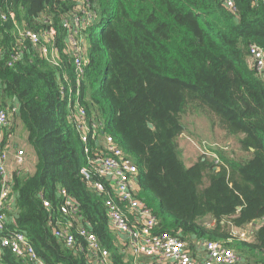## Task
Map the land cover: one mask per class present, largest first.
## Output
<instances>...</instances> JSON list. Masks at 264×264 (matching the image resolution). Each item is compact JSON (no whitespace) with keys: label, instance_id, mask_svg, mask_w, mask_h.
I'll use <instances>...</instances> for the list:
<instances>
[{"label":"trees","instance_id":"obj_1","mask_svg":"<svg viewBox=\"0 0 264 264\" xmlns=\"http://www.w3.org/2000/svg\"><path fill=\"white\" fill-rule=\"evenodd\" d=\"M77 1L91 16L83 30L80 106L136 166L138 197L156 217V232L226 242L232 228L264 218V83L247 59L250 45L264 51L263 0H234L235 14L222 0H0V101L15 104L12 118L33 155L32 170L13 175L17 213L6 230L22 232L46 264H86L49 224L50 216L60 218L63 189L113 264H122L103 198L80 174L85 146L68 123L60 91L61 85L65 94L76 89L62 19L77 11ZM8 12L15 19L1 20ZM50 27L58 67L26 38L21 58L7 66L20 50L19 31L42 34ZM199 113L235 140L240 155L216 147L210 151L218 165L206 154L184 164L182 118ZM6 141L3 131L0 153ZM208 218L211 225L204 223ZM228 246L248 262L264 264V221L252 241ZM0 264L25 263L5 250Z\"/></svg>","mask_w":264,"mask_h":264},{"label":"built area","instance_id":"obj_2","mask_svg":"<svg viewBox=\"0 0 264 264\" xmlns=\"http://www.w3.org/2000/svg\"><path fill=\"white\" fill-rule=\"evenodd\" d=\"M222 2L231 14L236 13L234 0ZM77 3V11L62 19L65 53L71 60L76 76V89H70L68 94H65L64 86L61 85L60 91L67 101L68 123L75 129L85 146V165L80 174L90 190L103 198L108 228L122 256V264H254L230 248L228 243L249 242L264 218L248 223L242 229L232 228L231 238L226 242L182 239L156 232V217L138 197L136 166L111 136L100 131V124L89 123L84 108L80 106L78 87L84 66L83 30L90 22L91 16L81 2ZM6 17L12 21L15 19V16L8 12L1 20H6ZM25 38L51 65L59 66L60 52L55 43V30L51 27L42 34L19 31L17 43L20 50L10 55L7 66L21 58L25 49ZM247 51L249 65L264 83V51L256 45L248 46ZM1 53L0 48V56ZM11 126L12 112L0 101V133L4 131L7 136L6 144L0 153V259L7 250L25 264H46L38 257L22 232L16 229L6 230L7 223L11 220L8 214L14 216L17 213L14 206L13 175H21L23 171L28 170L25 151L15 148L12 144L14 136ZM207 156H210L216 165L219 164L214 153ZM94 177L98 180H94ZM58 195L61 198L58 208L60 218L50 216L49 220L53 236L74 254H81L86 264H113L108 249L90 231L88 223L82 222L79 208L73 199L63 189L58 190ZM42 205L46 210L51 209L50 203L43 198ZM248 227L253 230H246Z\"/></svg>","mask_w":264,"mask_h":264},{"label":"rangeland","instance_id":"obj_3","mask_svg":"<svg viewBox=\"0 0 264 264\" xmlns=\"http://www.w3.org/2000/svg\"><path fill=\"white\" fill-rule=\"evenodd\" d=\"M13 105L15 104H8L7 106L13 107ZM182 123L184 125V131L178 139V145L181 158L187 167L193 165L203 155L211 154L212 152L210 150L213 151L216 149V147H221L220 149L227 152H231V150H234L237 156L240 155V151L238 150L235 140L233 138L226 137L224 132L217 127V124L215 122H213L212 127V122L210 120H207L205 116L201 115L200 113L197 115L184 116L182 118ZM11 127L13 128L12 133L14 136L12 144L17 149L22 146L21 148L26 153L28 162L27 165L30 170H32L33 155L31 149L28 145H23V136L25 135V131L22 127H20L19 121H16V119L12 120ZM207 155L206 157L211 158ZM8 215L12 216L11 213ZM204 223H207L209 225L212 224L209 218L206 219ZM246 230L251 231L253 230V228L248 227ZM250 240L252 241V238Z\"/></svg>","mask_w":264,"mask_h":264},{"label":"crops","instance_id":"obj_4","mask_svg":"<svg viewBox=\"0 0 264 264\" xmlns=\"http://www.w3.org/2000/svg\"><path fill=\"white\" fill-rule=\"evenodd\" d=\"M10 107V106H9ZM12 109V110H11ZM10 110H11V112H12V115H13V113H14V115H16V113H17V108L15 107V106H13V107H10ZM20 127H21V125H20ZM21 130H22V128H21ZM23 138H24V143H23V145L25 144L26 146L28 145L27 144V142H26V133H25V135L23 136ZM29 146V145H28ZM22 146H20V148H21Z\"/></svg>","mask_w":264,"mask_h":264},{"label":"water","instance_id":"obj_5","mask_svg":"<svg viewBox=\"0 0 264 264\" xmlns=\"http://www.w3.org/2000/svg\"><path fill=\"white\" fill-rule=\"evenodd\" d=\"M147 126H148V128H149V129H153V126H152V124L148 123V124H147ZM236 209H237V211H239V210H240V208H239V207H238V208H236Z\"/></svg>","mask_w":264,"mask_h":264},{"label":"clouds","instance_id":"obj_6","mask_svg":"<svg viewBox=\"0 0 264 264\" xmlns=\"http://www.w3.org/2000/svg\"><path fill=\"white\" fill-rule=\"evenodd\" d=\"M25 155H26V153H25ZM28 166V165H27ZM28 170H29V168H28Z\"/></svg>","mask_w":264,"mask_h":264}]
</instances>
